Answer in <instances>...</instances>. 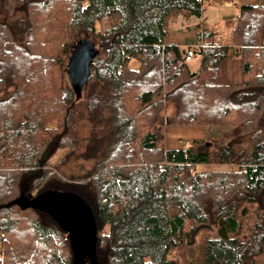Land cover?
<instances>
[{"label": "trees", "instance_id": "obj_1", "mask_svg": "<svg viewBox=\"0 0 264 264\" xmlns=\"http://www.w3.org/2000/svg\"><path fill=\"white\" fill-rule=\"evenodd\" d=\"M204 10V0H0V264H74L50 213L5 205L50 190L92 206L100 264H176L202 228L206 264H263L264 0L222 31L166 42L171 19ZM88 43L99 53L75 88L67 65ZM232 53L241 83L226 78ZM168 124L230 127L234 139L169 148ZM89 160L84 176L72 172ZM209 162L236 167L198 168Z\"/></svg>", "mask_w": 264, "mask_h": 264}, {"label": "rangeland", "instance_id": "obj_2", "mask_svg": "<svg viewBox=\"0 0 264 264\" xmlns=\"http://www.w3.org/2000/svg\"><path fill=\"white\" fill-rule=\"evenodd\" d=\"M256 1V2H255ZM263 0H204L205 10L202 13L201 18L196 19L191 16L189 18L175 17L171 19L167 25L168 35L166 37L167 43L175 44H185L191 39L196 38L197 35L202 31L200 28L205 26L212 28L216 27L217 31H222L224 20L235 15L237 10L236 4H259ZM178 20V21H177ZM235 53L230 54L228 59L235 60ZM199 58L195 57L192 61V67L198 68ZM224 63V71L226 74V68ZM130 66L132 68H138L140 66V61L136 58L130 59ZM241 75L242 70L240 66ZM238 73V69H236ZM238 75V74H237ZM237 76L236 80L239 79ZM241 77V76H240ZM229 83H241L234 82L233 78H228ZM233 80V81H232ZM166 120L170 121L176 114V107L172 102H168L164 110ZM86 134V129L84 128L81 136ZM86 136V135H85ZM234 139V133L230 127H218V126H203V125H172L168 124L165 129V143L169 148H186L192 143H203L204 141L218 140L220 143L232 142ZM247 142H243L242 146H247ZM64 150H59L51 159L50 163L55 164L59 162L63 156ZM93 160L89 161H78L75 173H79L80 176H84L85 173L91 168ZM83 166V168H81ZM236 164L227 162H209L199 164L198 168L200 170H217V169H232L235 168ZM71 172V173H72ZM70 173V174H71ZM174 257L176 259V264H206V230L204 228L200 229L196 235L195 241L189 245H183L178 247L174 251Z\"/></svg>", "mask_w": 264, "mask_h": 264}, {"label": "water", "instance_id": "obj_3", "mask_svg": "<svg viewBox=\"0 0 264 264\" xmlns=\"http://www.w3.org/2000/svg\"><path fill=\"white\" fill-rule=\"evenodd\" d=\"M98 48L91 43L82 46L67 65L71 84L82 86L88 77L91 60L98 55ZM79 85V86H78ZM18 204L22 208H34L50 213L65 228L73 248L74 264H100L97 258L98 228L92 206L74 192L46 191L29 198L21 195L5 205Z\"/></svg>", "mask_w": 264, "mask_h": 264}, {"label": "crops", "instance_id": "obj_4", "mask_svg": "<svg viewBox=\"0 0 264 264\" xmlns=\"http://www.w3.org/2000/svg\"><path fill=\"white\" fill-rule=\"evenodd\" d=\"M233 1H235V0H233ZM256 2V1H255ZM237 6H236V8H235V10H237L236 12L238 13L239 12V10H240V8H241V6L242 5H244V3L243 4H241V5H239V4H237V3H235ZM258 4V3H257ZM236 13V14H237ZM235 14V15H236ZM234 16V15H233ZM180 17V16H179ZM178 18V17H177ZM178 21V20H177ZM206 26V25H205ZM236 59L235 60H233L232 62H231V60L230 59H227L224 63L226 64L225 65V68H226V75L228 76V78H233V80H234V82H236V81H238V82H242V80H243V77H242V75H241V71H240V66H241V70H242V61H241V58H240V56H238V55H236L235 54V56H234ZM236 69H238V73L236 72ZM238 74V75H237ZM237 76H239L238 78L239 79H237L236 80V78H237ZM241 76V77H240ZM232 80V81H233ZM257 260H258V262L259 263H263L264 264V253L262 254V255H260L258 258H257ZM188 264H192V263H188Z\"/></svg>", "mask_w": 264, "mask_h": 264}, {"label": "built area", "instance_id": "obj_5", "mask_svg": "<svg viewBox=\"0 0 264 264\" xmlns=\"http://www.w3.org/2000/svg\"><path fill=\"white\" fill-rule=\"evenodd\" d=\"M193 56H194V50H193V48H191L188 50V53L186 54V58H187V60H190L193 58Z\"/></svg>", "mask_w": 264, "mask_h": 264}]
</instances>
